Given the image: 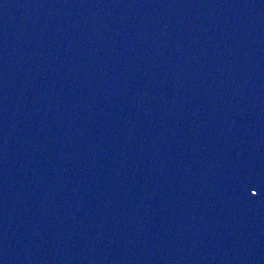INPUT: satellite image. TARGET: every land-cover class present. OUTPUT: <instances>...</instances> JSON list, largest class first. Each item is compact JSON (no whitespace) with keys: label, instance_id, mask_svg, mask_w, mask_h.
<instances>
[{"label":"water","instance_id":"obj_1","mask_svg":"<svg viewBox=\"0 0 264 264\" xmlns=\"http://www.w3.org/2000/svg\"><path fill=\"white\" fill-rule=\"evenodd\" d=\"M0 264H264V0H0Z\"/></svg>","mask_w":264,"mask_h":264}]
</instances>
